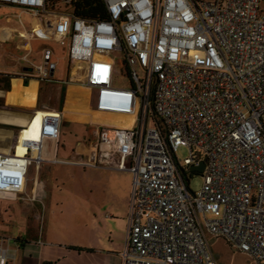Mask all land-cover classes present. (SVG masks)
<instances>
[{"label": "built area", "instance_id": "built-area-1", "mask_svg": "<svg viewBox=\"0 0 264 264\" xmlns=\"http://www.w3.org/2000/svg\"><path fill=\"white\" fill-rule=\"evenodd\" d=\"M103 2L105 20L53 12L49 0H0V9L38 20L26 41L70 40L97 111L132 119L129 128L98 125L84 163L133 175L123 264H218L208 235L264 264V0ZM51 55L41 66L26 57L42 81L54 77ZM120 66L129 83L116 87ZM61 123L59 113L44 117L25 163L15 148L0 152V195L25 191L30 164L44 162V142L59 141ZM202 163L204 172L193 170ZM196 176L203 187L193 192ZM0 264H9L3 248Z\"/></svg>", "mask_w": 264, "mask_h": 264}, {"label": "rangeland", "instance_id": "rangeland-1", "mask_svg": "<svg viewBox=\"0 0 264 264\" xmlns=\"http://www.w3.org/2000/svg\"><path fill=\"white\" fill-rule=\"evenodd\" d=\"M21 13L20 10L14 8L0 9V28L6 27L5 29H10L14 38L4 41V34L0 33V92L6 91V80L11 78V85L14 78H23L25 82L39 80L35 73L28 74L24 72L22 68L24 62L20 61V58L29 56L33 64L42 65L46 51L52 52L50 63L56 65L53 79L59 82H66L69 77L68 72L71 70L69 65L70 40L60 43L41 39H33V41L22 39L20 37L22 32H25V30L31 31L33 27L34 30H37L39 24L37 19L32 20L31 16L27 14L21 16ZM32 24L33 27H31ZM30 48L32 49L31 54H29ZM115 57L120 58L121 55L117 54ZM21 62L23 63L21 64ZM75 71H77L75 79L78 81L83 80L84 72L78 71L76 66ZM114 82L116 87L129 83L123 66L118 68ZM44 83L45 81H42V84ZM1 95L0 111L23 114L11 116L14 123H1L0 121L1 131L15 132L11 150L15 148L18 155L20 136L22 134L29 133L38 137L41 133L44 118L36 112L43 111V108L41 106L37 110L5 108L3 107L4 101ZM43 95H46V90H44ZM52 96V105L57 109H48L46 111L53 114L57 111L61 112L66 99V91H60L59 95L57 90L52 91ZM96 96L97 93L94 92L92 102L96 101ZM68 99L74 110L79 112L78 110L82 109L83 98L81 95L73 94L72 97L69 95ZM101 116L111 120L123 119V117L115 115L101 114ZM90 122H93L92 118ZM97 126V124L96 126H81L74 124L62 125L61 123L59 141H50L56 145L60 143V152L56 161L30 164L27 176L30 187L27 189L26 195L21 199H37L35 218H39V220L32 221L30 226L28 220H23V230L31 228L32 232L43 234L50 242L61 245L80 244L94 236L95 233H98L91 225L92 213L94 214V212H99L111 206L112 201L110 199H127L125 188L120 189L116 184L111 185V182L115 183L116 176L118 179H130L133 191V175L130 172L118 173L111 169L84 164L88 162L86 155L88 156L93 152L94 131ZM79 144H82V147ZM77 146H79L77 149L78 154L75 153ZM1 148L3 147L0 145ZM81 151L87 154L84 155ZM5 153L9 154L10 152ZM25 154H27V151ZM32 156L34 158L37 157L34 153H32ZM177 157L184 162L190 157L189 149L180 148L177 152ZM37 179H40L41 187L38 188V194L35 196L31 188L35 185L34 183ZM202 187V177H194L190 185L191 190L198 192ZM132 191L129 199H132ZM211 218L212 216L209 215L208 219ZM208 242L218 264H254L246 254L240 252L238 248L232 247L220 237L208 235Z\"/></svg>", "mask_w": 264, "mask_h": 264}, {"label": "crops", "instance_id": "crops-1", "mask_svg": "<svg viewBox=\"0 0 264 264\" xmlns=\"http://www.w3.org/2000/svg\"><path fill=\"white\" fill-rule=\"evenodd\" d=\"M5 28L6 27L0 28V33L4 34V41H8L13 38V35L10 29ZM25 32L30 31L25 30ZM25 32H22L20 35L22 39L26 36ZM43 58L45 61V57ZM20 61L25 63L24 65V63L21 62V64L23 63L22 68L24 72L32 74L33 72L27 70L29 67L27 66L28 63L26 61V57H21ZM69 65L71 66V70L68 72L69 77L66 82H59L52 79L45 81V83L42 84V80H40L37 73L35 74L39 80H32L30 82H25L23 78H14L12 80L11 90L0 92V94H2L1 98L4 101L3 107L11 109L37 110L38 107L41 106L43 108V112H49L46 110L57 109L54 105H52V91L57 90L59 95L60 91L65 90L66 99L63 110L61 112H54L61 115L62 125L74 124L81 126H96L97 124L129 128L124 126L125 124H128V120H111L101 116L103 113L97 111L96 101L92 102V97L95 91L86 87L84 76L83 80H76L75 73L77 71H75V67L70 60ZM36 66L41 65L38 64ZM15 81H18V85L24 90L31 88L32 82L35 84L37 95L32 105H26L25 92L15 93ZM44 90H46V95H43ZM73 94H79L83 98V107L78 110L79 112L74 110L71 107V104L68 105L69 95L72 97ZM36 113L38 114L39 111ZM14 115L23 114L0 111V120H2V117L11 119V116ZM91 118L93 119V122H90ZM9 121H11L10 123H14V120L12 119ZM2 122L5 121H1V123ZM7 132L9 133L11 139L9 144L11 148L15 132ZM59 144L60 143L56 145L54 142L50 141L45 142V148L42 154L44 159L43 163L56 161L60 152ZM79 146L82 147V144H79ZM79 146H77L75 150L76 154H78L77 149ZM0 151L3 152L2 149H0ZM81 153L84 155L87 154L84 153V151H81ZM86 158L87 161L93 160V152L88 156L86 155ZM113 171L123 173V171ZM115 179V183L111 182V185L116 184V186L120 189L125 188L127 191V199H110L112 201L111 206L99 212H94V214L92 213L91 225L98 231V233H95L94 236L84 240L80 244H72L68 246L50 242V240L43 234L32 232L31 228H29V230L22 229L23 220H28L29 226L32 221L39 220V218H35L37 199H21L26 195L27 189L30 187L29 181L25 191L22 193L6 196L0 195V248L7 251L9 264H123L122 255L126 249L128 239L131 207V199H129V197L132 191V184L131 180L128 178L118 179L116 176ZM34 184L35 185H33L31 189L33 194L37 196L39 191L38 188L41 187L40 179H37Z\"/></svg>", "mask_w": 264, "mask_h": 264}, {"label": "bare ground", "instance_id": "bare-ground-1", "mask_svg": "<svg viewBox=\"0 0 264 264\" xmlns=\"http://www.w3.org/2000/svg\"><path fill=\"white\" fill-rule=\"evenodd\" d=\"M34 31H36V30H34ZM25 37H27V35ZM18 83H19L18 81L14 82L15 93L17 94L18 92H25V94H26V102H25L26 105H32L33 101L37 95L35 84L32 82L31 88L24 90L22 87H20L18 85ZM12 97H14V96H12ZM12 100H14V99H12ZM12 100H10V101H12ZM68 103L70 105V101ZM38 114H40L44 118L48 114H53V113L39 111ZM115 116H118V115H115ZM119 117H123L122 120H124V121L128 120V124H125V125L123 124L125 127H131L132 119L130 117H125V116H119ZM9 120H11V119L10 118L9 119L8 118H2V120H0V121H5V122L10 123L11 121H9ZM10 142H11V139H10L9 133L7 131H0V145H1V147H3V148H1V149H3V151L8 152V153L10 152V150H11V148L9 146ZM27 142H35V143L42 142L41 133L39 134L38 137L32 136V134H29V133L22 134L20 136L19 150H18V155L16 157L19 158L18 160L21 161L22 163H25L24 157H25V153H26V143ZM38 151L39 150H36L34 154H35V156L39 157L40 153ZM43 151H44V147H43ZM43 151H42V154H43Z\"/></svg>", "mask_w": 264, "mask_h": 264}, {"label": "trees", "instance_id": "trees-1", "mask_svg": "<svg viewBox=\"0 0 264 264\" xmlns=\"http://www.w3.org/2000/svg\"><path fill=\"white\" fill-rule=\"evenodd\" d=\"M50 10L72 13L73 16L90 20H105L108 18L103 0H75L70 5L62 4V0H49ZM12 79V78H11ZM11 79L7 81L6 91L11 90Z\"/></svg>", "mask_w": 264, "mask_h": 264}, {"label": "water", "instance_id": "water-1", "mask_svg": "<svg viewBox=\"0 0 264 264\" xmlns=\"http://www.w3.org/2000/svg\"><path fill=\"white\" fill-rule=\"evenodd\" d=\"M27 70L30 71V72H33L32 68H29ZM205 168H206L205 163H202L200 167H193V170L194 171H199V172H204Z\"/></svg>", "mask_w": 264, "mask_h": 264}]
</instances>
